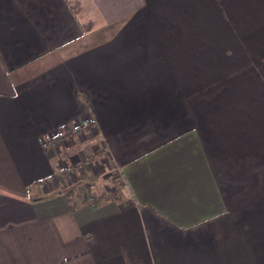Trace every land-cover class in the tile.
I'll return each instance as SVG.
<instances>
[{"label":"crops","instance_id":"obj_1","mask_svg":"<svg viewBox=\"0 0 264 264\" xmlns=\"http://www.w3.org/2000/svg\"><path fill=\"white\" fill-rule=\"evenodd\" d=\"M0 264H264V0H0Z\"/></svg>","mask_w":264,"mask_h":264},{"label":"rangeland","instance_id":"obj_2","mask_svg":"<svg viewBox=\"0 0 264 264\" xmlns=\"http://www.w3.org/2000/svg\"><path fill=\"white\" fill-rule=\"evenodd\" d=\"M221 104V103H220ZM218 108H222V109H228V97H224V100H223V102H222V104H221V107H218ZM89 121V125L92 123V120H88ZM88 125V126H89ZM86 127H83V128H81V129H85ZM70 131H72V133H76V132H78L79 130H76L75 128H72V129H70ZM46 139L48 140L49 138L47 137V138H44L43 139V145L45 146V141H46ZM57 144V143H56ZM56 144H55V142L54 141H51V140H49V144L46 146V147H48V146H56ZM103 148L105 147V146H102ZM105 153H106V151H105ZM88 155V154H87ZM92 162V159L90 158V156H83V154H82V157H81V159L77 162L78 164H76V163H73L77 168H78V170L80 171V176H81V179L82 180H84V181H86V182H90V181H92V177H91V175H90V172L88 171V169H87V164H89V165H91L90 163ZM113 172V171H112ZM113 175V176H112ZM111 177V178H110ZM115 177V174L114 173H109L108 174V178H107V180H105V182L104 183H106V184H108V185H113V184H115L116 183V177ZM82 180H80V181H82ZM107 181V182H106ZM91 183V182H90ZM115 187H117V185H115ZM109 188H114V187H112V186H110ZM62 189L64 190V191H67V186H62ZM109 191V193L111 194L112 193V191L109 189L108 190Z\"/></svg>","mask_w":264,"mask_h":264},{"label":"trees","instance_id":"obj_3","mask_svg":"<svg viewBox=\"0 0 264 264\" xmlns=\"http://www.w3.org/2000/svg\"><path fill=\"white\" fill-rule=\"evenodd\" d=\"M72 131H70L69 129H62L58 135H56L55 137H52L53 139H61L64 136H67L68 134H71Z\"/></svg>","mask_w":264,"mask_h":264},{"label":"built area","instance_id":"obj_4","mask_svg":"<svg viewBox=\"0 0 264 264\" xmlns=\"http://www.w3.org/2000/svg\"><path fill=\"white\" fill-rule=\"evenodd\" d=\"M89 125V121H85L82 125L75 127L76 130H81L83 127H87ZM49 144V140L46 139L45 145L47 146ZM91 199V198H90ZM92 204H95V200L92 201Z\"/></svg>","mask_w":264,"mask_h":264}]
</instances>
